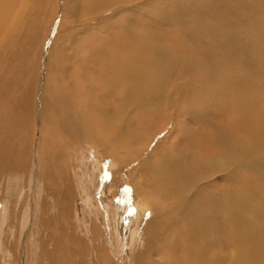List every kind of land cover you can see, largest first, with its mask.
<instances>
[{
	"label": "bare ground",
	"instance_id": "bare-ground-1",
	"mask_svg": "<svg viewBox=\"0 0 264 264\" xmlns=\"http://www.w3.org/2000/svg\"><path fill=\"white\" fill-rule=\"evenodd\" d=\"M234 2L244 12L229 19L192 0H0V180L20 170L41 194L26 220L27 261L116 264L122 253L126 264H264V233L250 216L264 190L248 182V172L264 178V113L256 109L264 100V0ZM65 18L74 24L65 27ZM133 18L139 33L124 34ZM242 24L247 30L236 34ZM74 34L89 44L67 43ZM243 65L247 81L237 75ZM157 119L159 130L142 139L140 128ZM171 136L177 142L165 146ZM140 143L138 161L125 165L124 146ZM91 148L123 171L135 164L152 174L159 207L149 220L141 201L133 218L124 214L127 200L114 211L104 201L107 215L95 208L85 220L92 196L72 161L84 163L80 154ZM42 198L57 205L39 209ZM104 218L116 234L111 251L93 231L104 236Z\"/></svg>",
	"mask_w": 264,
	"mask_h": 264
},
{
	"label": "rangeland",
	"instance_id": "rangeland-1",
	"mask_svg": "<svg viewBox=\"0 0 264 264\" xmlns=\"http://www.w3.org/2000/svg\"><path fill=\"white\" fill-rule=\"evenodd\" d=\"M107 1H110V2L114 3V0H107ZM192 1L194 2L193 6H195L196 8H197V5L199 3H200V5L201 4L202 5L206 4L207 7H209V4H210L211 7H209V8H211L213 10L215 8V10H214L215 12L218 10L216 13H220V15L221 14L222 15H226L227 18L230 16L229 19H235L237 14L239 16L240 14H242L244 12L242 7H239V6H242L241 3L237 4V3L234 2V1H240V0H226V1H224V0H220L219 1L218 0V2H217V0H215V2H214V0H212V1L210 0V2H209V0H192ZM182 4L184 5V3H182ZM220 5H221V7H220ZM223 5H225V6H223ZM192 14H194V13H186L187 16L185 15V18H183L184 20L188 21L187 22V24H189L188 27H193L190 24L191 23V20H190L191 18L190 17H191ZM211 14H212V12H211ZM88 16H91V15L84 16L85 18L83 17L82 20L88 19L89 18ZM203 17L205 19L207 18L206 15L203 16ZM64 20H68V22L65 23L66 24L65 27H68L69 25L74 24V20H69L67 18H65ZM132 20L134 21V23L132 21L130 22V24L129 23H122V27H124L123 28L124 29V34L126 33V30L128 32H130V33H133V31L139 33L137 25H138V23L140 21L137 18H133ZM234 29H235L234 31L236 32V34L244 33L243 31L247 30V24H246V26H244V24H242L240 27H238V28L235 27ZM66 33H68V32H66ZM163 33H166V32H163ZM91 34H92V32H91ZM83 35H86V34H81L79 37H76L77 35L74 34V35H72L71 39H67L66 42L70 43V41L72 40L74 42L76 41V43L78 42L77 43L78 47L83 46V45L86 46V44L88 43V40ZM124 40L127 41L126 38ZM212 44H215V43H212ZM247 61H248V64H249L248 58H247ZM248 71H249V69H248V67L246 65L240 66L238 68L237 75H238V77H240V78H242V79L247 81L248 80ZM255 78L256 79H255L254 82H258L260 84H261V82H263L262 80H259V79L257 80L256 73H255ZM258 100L259 101L261 100V101L258 104H256V106H257L256 109L258 111L257 114L260 115L262 112L264 113V100L263 99H258ZM199 104H201V102ZM241 110H242V108H239L238 109V113ZM157 121L156 122L152 121V123H151L152 125L151 126L147 125V126H145L146 128L145 127H143V128L141 127L140 128V130L138 131V134L141 135L142 139H143L142 135L145 136L144 138H147V137H150L151 135L156 134V132L159 130V126H160L159 125L160 124L159 123V119H157ZM135 122H137V121L135 120ZM138 122H140V121L138 120ZM138 122L136 123V125H140V123H138ZM214 123H216V122H214ZM216 124L218 125V128H219V126H220L219 122H217ZM260 127H261V129L264 130V124H262ZM226 128H228L227 125L225 126L224 129H226ZM164 133L167 135L168 131L167 132L165 131ZM164 133H163V135H165ZM175 136H176V134H175ZM171 137H169L170 140L167 139V141L169 140L168 142H170V143H168L166 141L164 142L165 146H166V144L170 145L171 142L175 140V138L172 137L173 138L172 139ZM174 142H177V140L174 141ZM141 144L142 143H140L138 146H132V147H130L128 144L124 146V148L127 147L126 149H124V152L126 154L122 152L121 156H122V158H124V163H126L125 165H128L132 160H133V162H137L138 161L137 158H136V153L138 155L139 152H142L144 150L143 149L144 146H142ZM133 148H134V150H133ZM97 149L98 148H91V151H88V150L82 151L81 154H80V156H82V157H80V160L82 159L81 162L84 161V163L82 162V164H80V162H78L77 159H75V158L72 161V169H73V171H75V174H80V178L83 180L81 183L86 188V190H85V188H83L84 192H86L85 196H87V194L88 195L90 194L92 196L90 198L92 201H90L91 203H90V205L87 208L88 211L86 210L88 213H86L85 216H84L85 220H89L90 222H92V220H94L96 218L95 217V208L97 210H100V212L102 214H106L107 215L106 210H108V209L105 210V208L102 207L104 205V201H108V203H112L113 207H112V204H109V205H111V207H112L110 209L114 211V208L117 206L116 203L120 204L121 207L123 208V206H124L123 203L126 202L125 200H127L129 206L127 205V207H124L125 209L123 208V210L125 211V212L123 211L124 214H128V215L132 216V218H133V216H135L136 213L138 214V212H140V210L138 209V206H140L141 203L145 204V205L147 204L148 211L146 212V215L144 216V219L145 220H149L151 218L150 216L153 213V211L159 207L157 199L153 198V196L151 195V190H149L150 185H151V183L153 182V179H154L152 174L146 173L144 170H142L143 167L141 169H139V167L136 169L135 167H133V166H135V164H132V165L130 164L129 166L125 167V170L123 171V168H121V169L118 168V166H120L121 163L118 164V165L114 164L115 163V159L114 158L106 159L105 156H107V157H110V156H108L106 153H102L101 151H99V149L98 150ZM69 151L70 150H67L66 153H69ZM130 154H131V156H130ZM99 155H100V157H99ZM261 155H264V151L261 153ZM261 155L259 154V156H261ZM88 157H90V158H88ZM92 157H93L95 162L92 161L93 160ZM179 158L180 159L183 158L182 154H180ZM94 163H96V164H94ZM118 163H119V160H118ZM79 165L80 166L82 165L83 168L85 166L84 171H83L82 167H80ZM96 165L99 168L98 177H97V179H98L97 180V185H98L97 188L94 187V184H93V178L96 175V174L94 175L93 167H95ZM88 166H89V170H88ZM100 168H101V170H100ZM133 170H135V171H133ZM139 170H140V172H138ZM86 171L87 172L89 171V174H87ZM240 173L242 174V172H240ZM132 174H134V175L132 176ZM248 174L250 175V177H248L249 178L248 182H250L249 185H252V186L254 185L256 190L258 188H262L264 190V178H261L260 175L255 174V173H249L248 172ZM86 175H87V177H86ZM6 176H8L7 179H9V180L6 181V178L0 180V182L2 184V185H0V232H1L0 233V251H1V253H0V263L2 262L3 264H6V263H4V260L6 259V261H9V262H12V263L14 261L15 264H31V261H29V260L27 261V259H26L27 258V254H26L27 251L24 253L23 252L24 249L22 248L21 245H22V242H23L24 246L25 247L27 246L26 245L27 244L26 241L24 242V231L25 232L28 231V224L26 223V220L28 218H31V216H29V213L31 212L30 210L34 209L35 205L37 204V201L39 200V196L41 194L38 191V185L36 183L35 184L33 183L32 178H30V176L27 177V178L25 176L27 181H26V179L24 181V173L21 172L20 170H18L17 172L12 173L10 175H6ZM31 176H33V174ZM90 176L92 178H88ZM223 176H221V178L222 177L224 178V184H225L227 182L226 179L228 180V174H226L227 178H226L225 174ZM87 178L90 179V180H88ZM217 178H218V180H221L220 176H218ZM115 179L117 180L118 183L116 181L115 182L113 181ZM83 182H85V183H83ZM88 183L92 184V186L90 184H88ZM33 184H34V186H33ZM108 184H110V186L111 185H113V186L116 185L115 186L116 188H114V189L113 188L106 189ZM137 184H138L139 187L137 186ZM5 185H8V186L5 187ZM132 185H134V186H132ZM93 187H94V189H92ZM32 189H35V195H37V197L35 199H33L32 195H31ZM134 189H135V191H134ZM90 191H92L93 193L90 192ZM131 192H132V194H131ZM134 193H135V195H134ZM92 194L95 195V196H93ZM131 196H134L135 199H134V197L132 199ZM20 197H21V199H19ZM142 198H144V200H142ZM42 199L44 200V204H43V202H40L39 209H41V208H43V207H45L47 205H48L47 207H49V208L52 207V206L55 207L57 205L56 201L54 199H45V198H42ZM137 200H138V203H137ZM45 201H48L47 205H45ZM140 201H141V203H140ZM81 205L82 204H80L78 206H81ZM133 205H135V207ZM100 206H101V208H100ZM134 209H136L138 211H136ZM252 209H254V210L256 209V211H253L250 214V216L252 217L251 220H253V222H254L255 226L257 227L258 231L260 230L259 232L261 234H263L264 233V203H261V204L260 203H257V204L253 203ZM15 210H16V212H15ZM114 213H116V212H114ZM110 217H112V215H110ZM99 219L102 220V218H99ZM7 220H9L13 224L8 225V223L5 222ZM85 220H83V221L85 222ZM4 222L6 223L5 226L2 224ZM78 224L79 223L76 224L75 228H76V231L78 232V234H80V236H81V230L84 229L83 228L84 225L81 227L80 226L81 223L79 225ZM86 224H87V222H86ZM101 225H103V226H101L103 228H101L100 231L104 230V232H103L104 236H101V234L98 235L97 234V230H95V229L93 231L96 233V236L99 239L101 238L102 241H104L103 243H104V246L107 248V250L111 251V247H110L111 245H109L108 238L111 239L112 234H115V231H114V229L111 228L112 227L111 223H108V222L106 223L105 218H104L103 224H101ZM8 229H11L10 234L7 232ZM111 230L114 231V232H112ZM11 232H12V234H11ZM88 234H91V233L88 232ZM88 234L86 236L87 237L89 236L91 238V236L88 235ZM20 236H22V237H20ZM114 244H116V243H114ZM118 245L119 244H116V246H118ZM116 246H115V250L118 251V247H116ZM12 249H13V251H12ZM9 250L12 251V253H16V254L14 256L10 255ZM123 252H124V250H123ZM119 254H120V257L115 259L116 260V264H126L125 263V259H126L127 255L122 254V253H119ZM4 255H5V259L3 258Z\"/></svg>",
	"mask_w": 264,
	"mask_h": 264
}]
</instances>
